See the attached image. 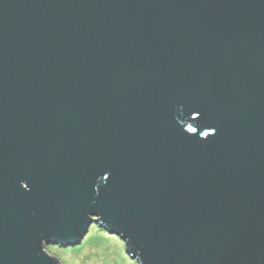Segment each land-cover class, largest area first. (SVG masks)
Segmentation results:
<instances>
[{"label":"water","instance_id":"water-1","mask_svg":"<svg viewBox=\"0 0 264 264\" xmlns=\"http://www.w3.org/2000/svg\"><path fill=\"white\" fill-rule=\"evenodd\" d=\"M91 224L264 264V0H0V264Z\"/></svg>","mask_w":264,"mask_h":264},{"label":"rangeland","instance_id":"rangeland-1","mask_svg":"<svg viewBox=\"0 0 264 264\" xmlns=\"http://www.w3.org/2000/svg\"><path fill=\"white\" fill-rule=\"evenodd\" d=\"M45 250L61 264H137L126 253L124 241L97 224L90 225L80 244L69 247L49 244Z\"/></svg>","mask_w":264,"mask_h":264}]
</instances>
